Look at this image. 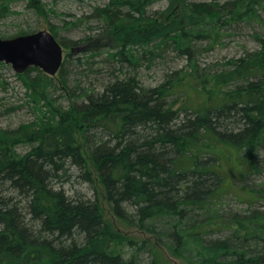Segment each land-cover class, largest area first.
Wrapping results in <instances>:
<instances>
[{
  "label": "trees",
  "instance_id": "obj_1",
  "mask_svg": "<svg viewBox=\"0 0 264 264\" xmlns=\"http://www.w3.org/2000/svg\"><path fill=\"white\" fill-rule=\"evenodd\" d=\"M16 1L0 0V18ZM23 1L47 18L42 0ZM157 1L109 0L88 17L116 46L107 62L126 74L108 75L100 91L70 87L65 63L60 86L36 67L17 75L39 116L0 129V264H264V211L255 201L244 213L223 209L220 165L231 152L255 170L264 147V33L258 49L218 69L195 60L201 44L215 48L241 23L264 24V0H168L183 13L168 25L148 15ZM166 50L189 64L146 87L139 68ZM76 182L92 195L64 189ZM109 218L144 238L115 231Z\"/></svg>",
  "mask_w": 264,
  "mask_h": 264
},
{
  "label": "rangeland",
  "instance_id": "obj_2",
  "mask_svg": "<svg viewBox=\"0 0 264 264\" xmlns=\"http://www.w3.org/2000/svg\"><path fill=\"white\" fill-rule=\"evenodd\" d=\"M42 1L46 7L47 18L38 16L28 8L23 0L14 2L11 6L12 14L7 18H0V35L9 39L23 32L35 33L42 30L50 31V27L56 28L59 40H63L69 45V47L62 45V47L66 67L64 75L68 77L69 86L72 88L80 85L87 90L100 91L110 81L108 75L113 78L115 76L124 77L125 73L114 69V64L107 62V50L112 49V43L107 36L103 35L102 25L88 18L96 8L105 7L109 0ZM227 1L230 0H189L188 3L216 2L223 4ZM171 7H175L172 6L171 1L158 0L148 8V15L158 22L168 25L173 19L180 20L183 16V13L179 15V12L173 11ZM262 33H264V24L262 23H241L231 30L230 35L215 48L208 50V43L201 44V48L198 49L195 56L196 60L202 68L216 67L218 69L228 60L240 58L246 52L258 49L255 35ZM71 42L79 44L73 47ZM115 47L112 52H116ZM90 50L101 53L95 58H88L85 53ZM141 54L144 53L141 51ZM143 63L137 72L138 78L146 87H155L161 84L169 74L178 73L177 71L185 68L189 64V60L186 55L166 50L162 53L161 58L156 59L154 65L149 66L147 62ZM17 75L11 65L0 63V129L3 130H13L22 125L33 123L39 116L35 104L31 103V98L27 95L23 81ZM35 75L36 72L32 74V76ZM54 78L55 83L60 86L59 76L56 75ZM56 92V95L60 97V102L67 106V95H63L60 90ZM20 152L25 153V148L20 149ZM222 159L220 165L225 177L223 187L227 188L226 193H228V196L223 199V209L226 212L244 213L247 211L249 203L255 201L252 204H256L253 209L264 211V199H259V194H257V192L264 193V147L257 154L255 170L234 159L231 152L224 153ZM64 189L70 194H75L74 192L77 191L85 196L92 195L91 190L82 182L66 184ZM104 205L106 206V203ZM109 220H111L110 226L115 231L127 232L136 239L137 237L144 238L143 235L134 232L133 229H128L122 223L111 218ZM121 246L119 245L118 248L120 249ZM169 261L170 264H185L173 256L169 257Z\"/></svg>",
  "mask_w": 264,
  "mask_h": 264
},
{
  "label": "water",
  "instance_id": "obj_3",
  "mask_svg": "<svg viewBox=\"0 0 264 264\" xmlns=\"http://www.w3.org/2000/svg\"><path fill=\"white\" fill-rule=\"evenodd\" d=\"M63 61L62 44L48 30L9 39L0 37V63L11 65L17 74H24L29 68L36 67L54 77L59 73Z\"/></svg>",
  "mask_w": 264,
  "mask_h": 264
},
{
  "label": "bare ground",
  "instance_id": "obj_4",
  "mask_svg": "<svg viewBox=\"0 0 264 264\" xmlns=\"http://www.w3.org/2000/svg\"><path fill=\"white\" fill-rule=\"evenodd\" d=\"M255 4V3H254ZM245 18V17H244ZM220 28V27H219ZM200 29V28H199ZM203 30V29H202ZM215 30V29H214ZM200 32V31H199ZM206 33V32H205ZM107 34V33H106ZM168 36V35H167ZM195 36V35H194ZM204 37V36H203ZM104 38V37H103ZM165 38V37H164ZM5 39V38H4ZM207 40V39H206ZM212 43V42H211ZM264 45V44H263ZM204 54V53H203ZM200 57V55H199ZM199 59V58H198ZM196 60V59H195ZM200 62V61H199ZM207 66V65H206ZM209 68V67H208ZM212 69V68H211ZM215 71V70H214ZM229 73V72H228ZM221 75V74H220ZM246 82V81H245ZM49 97V96H48ZM239 102V101H238ZM258 104V103H257ZM231 113V112H230ZM208 114V113H207ZM191 115V114H190ZM217 115V114H216ZM201 118V117H200ZM221 118V117H220ZM222 131V130H221ZM79 197V196H78ZM145 226V225H144ZM214 227V226H213ZM211 231V230H210Z\"/></svg>",
  "mask_w": 264,
  "mask_h": 264
}]
</instances>
